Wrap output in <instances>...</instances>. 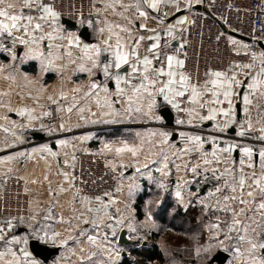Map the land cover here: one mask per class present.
<instances>
[{
	"label": "crops",
	"instance_id": "obj_1",
	"mask_svg": "<svg viewBox=\"0 0 264 264\" xmlns=\"http://www.w3.org/2000/svg\"><path fill=\"white\" fill-rule=\"evenodd\" d=\"M16 2L19 8L22 0H16ZM96 2V18L86 19L78 24L79 28L64 24L60 17L57 31L53 32L51 27L45 26L43 41L38 40L36 44L31 42L20 44L17 41L13 46L12 38L6 35V40L0 43V180L6 173L16 172L33 194L32 212L28 220L11 221L13 224L11 229L7 226L9 220L0 221V228L4 230L0 235L5 237L4 240H0V254H2L0 255V264H30L32 260L37 261V264H118L121 255L128 254L119 242V235L123 228L127 230L129 240L139 242L142 230L150 231L148 234L152 237L153 233H157V228L164 224L160 220L161 217H166V223L169 224L178 208L185 211L191 205L196 206V203L210 210L211 216H208L212 219V223L207 229V237L217 246V251L225 250L230 253V257L239 253L254 255L255 253L249 251L250 245L246 241L241 242L237 239L236 231H228V225L231 224L230 213L217 210V196H209V193L219 186L218 182L211 178V173L201 172L198 175H193L184 167L185 163L199 162L202 164L199 154L192 152L182 158H177L173 153H177L187 146L180 136L181 132L200 135L204 138L203 151L205 152H211L214 147L212 143L208 142L209 138H215L219 147H224L226 143L251 146L257 151L260 147H264V141L257 139L264 135L260 131L264 127V107H257L254 100L253 105L249 106V112L246 113L242 101V96L248 92L247 84L251 82L250 75L246 76L245 73L255 74L258 71L260 53L264 52V49L258 44L257 50L253 52L257 56L256 61L252 60L247 63H255V68L233 69L237 73V79L242 81L240 85H234V92L239 95L232 97L236 123L228 127L226 131L220 132L216 125L219 122L223 126L225 117L218 116L216 121H200L197 116L189 117L186 112L177 111L157 91L162 86L161 84L149 89L155 94L154 96H149L144 91L133 93L129 86L121 84V87L125 88L124 94L121 95L117 94L115 80L106 79L101 68L94 69L92 72L79 70L82 64L85 68L91 67L90 62L82 59L83 44H98L105 39L108 35L107 30L104 33H100L99 30L100 28L107 29V24L128 26L132 29L134 36L144 35L145 37L153 35V33L138 29L141 24H147L149 28L159 32L161 43L170 44L183 24L175 28L174 38L166 35L167 27L169 24L175 25L178 19L186 21L187 12L173 20L171 18L179 11L200 6L202 0H170L167 4H161L157 10L142 6L140 10L149 13L147 20L139 17L134 6L127 10L122 7L123 4L135 5L136 0H118L115 4H113V0H96ZM32 14L36 15L37 13L32 12ZM125 17L132 23L129 24ZM0 19L3 18L0 17ZM82 27H88L89 41L79 35ZM65 29L68 30L66 33H64ZM47 33H52L53 38L49 39ZM15 35L22 36V33H15ZM33 35L38 38L42 33L36 32ZM69 35L80 38L81 46L79 48L69 46L67 40ZM121 35L126 36L124 33ZM61 37L65 38L61 39ZM23 38L31 40L30 36H23ZM232 40L237 41L236 44L241 48H245L244 45H247L248 42L235 36L232 37ZM146 41L149 44L152 43L147 39L144 42ZM262 41L264 43V39ZM114 42L115 38H113ZM5 48H15L17 53L7 54L4 51ZM30 49H32L31 54L26 56L25 54L29 53ZM41 52L43 55H38ZM14 56L15 58H13ZM103 59L105 57H102ZM177 59L179 58L177 57ZM30 62L36 64V72L30 71L33 66L24 69L23 66ZM153 66L156 65L153 64ZM174 70L178 75L182 72L181 68L175 65ZM130 71V66L124 65L119 70V74L127 76ZM150 78H155V74L153 73ZM166 79V77L160 78L161 81ZM92 83H97L100 87L92 89L90 87ZM105 87L108 89L107 92L103 91ZM75 89H79V91H74ZM49 96L61 105L64 120L61 124L48 129L44 113H46V105L52 102L48 99ZM182 98H176V102L182 109L192 107L187 101L183 108ZM220 98L223 99V96ZM153 99L155 104L149 110L148 105ZM204 99H211V95L207 94ZM238 105L241 107L240 118H238ZM163 106L170 107L175 113V128L165 126V121L159 114V110ZM212 106L227 108L228 104L225 101L221 105ZM70 107L71 112L67 110ZM137 108L140 109L139 112L136 111ZM25 109L28 111L21 115L20 111ZM198 111L200 115H207V108L198 109ZM28 112H31L35 119H29ZM189 119L192 120L191 124L188 123ZM177 120H183L185 123L178 124ZM249 120L252 122V129L247 128L246 122ZM62 124L63 128H61ZM241 125H244L246 130L244 137L237 135L241 130ZM151 128H161L160 132L168 133V144L162 145L161 139L153 140L152 135H149ZM231 128H235V133H229ZM34 132L44 133L48 139H38L33 136ZM175 132L178 137L174 140L172 136ZM61 140L66 141L67 144L61 145L59 143ZM123 143H127L129 146H138L141 151L137 157L133 158L130 153L117 155L115 151L108 150V147L112 149L121 147ZM53 144L55 146H52ZM45 146L57 155L52 156L49 152L40 151ZM78 147H102L109 155V164L121 171L122 186L111 199H102V203L88 199L91 201L90 204L81 203L82 198L73 191L74 152ZM161 148H164L169 157L166 169L163 168L165 161L163 153H160ZM240 158H242V154L238 152V157H236L233 152L231 159L237 161V167ZM145 164L147 167H144ZM177 165L180 167L177 168ZM220 167L222 169L223 165ZM137 168L140 169L139 172L136 171ZM245 171L249 170L245 169ZM62 173L69 174V181L65 180ZM185 181L190 183L185 184ZM152 184L165 191L164 194H168L166 197L171 198L168 205L164 204L163 197L157 199L155 212H153L154 217L145 214L146 209L148 212L151 202L150 192L154 190ZM61 186L66 191L59 192ZM145 190L147 197L143 204L144 215L139 218L136 203ZM178 190L181 192L180 197L176 196ZM104 205H107V209L104 208ZM89 207L100 208L101 211L98 213L88 212L87 208ZM49 208H51V219H45L46 216H49ZM52 210L58 212L57 217L52 215ZM80 213H84V215L79 220L75 219ZM85 219L89 223H84ZM93 220L98 226H93ZM120 220L123 223H117ZM153 221L154 226L152 227ZM216 224L220 225L219 229L213 227ZM129 225L135 231L131 230ZM37 232L40 235L47 233V242L40 241L41 243L59 248V253L49 262L42 261L29 248L30 238ZM82 232L85 234L82 235ZM54 233H60V236L53 240L51 237ZM14 236L19 237L21 242L7 243ZM89 236L96 237L94 243L88 240ZM248 236L255 238V242H261L255 233H249ZM69 237L72 238L69 239ZM25 239L28 240L26 245L23 243ZM157 239L158 237L156 242L162 249ZM65 240L67 243H62ZM148 241L150 240H142L145 243ZM21 249L27 250L30 256L25 257ZM261 250L264 258V249Z\"/></svg>",
	"mask_w": 264,
	"mask_h": 264
},
{
	"label": "snow or ice",
	"instance_id": "obj_2",
	"mask_svg": "<svg viewBox=\"0 0 264 264\" xmlns=\"http://www.w3.org/2000/svg\"><path fill=\"white\" fill-rule=\"evenodd\" d=\"M118 0H113V4L117 3ZM170 0H136L135 5L123 4L126 10L131 7H135L138 12L139 17L148 19V11H141V7H146L147 9L157 10L161 4H167ZM32 12L37 13L33 15ZM123 15V13H121ZM166 15V14H165ZM0 36L7 35L13 40V46L18 41L20 44H28L29 42L36 44L37 41H43L45 39L44 29L45 26L51 27L53 32L57 31L58 21L60 19V13L57 12L51 3H46L45 0H22L20 7H17L16 0H0ZM128 20L127 17H125ZM163 22L162 20L160 21ZM91 23V22H89ZM131 24L132 21L128 20ZM185 23V19H178L175 25L169 24L166 29V35L173 37L175 28L178 25ZM107 30V37L103 39L98 44H83L81 52L83 53L82 59L90 62L91 67L85 68L84 65H80V71L92 72L94 69L101 68L106 79H114L116 83L117 94H124L125 88L121 87V84L127 85L131 88L133 93H140L141 91L147 92L149 96H154L155 94L149 91L150 88H155L157 84L162 86L157 89L159 94L163 95L165 101L172 105L177 111L186 112L189 117L197 116L200 121H216L218 116H223L226 119L223 121V126L218 122L216 127L220 132H224L232 124L236 123L235 108L232 103V97L234 95H239V93L234 92V85H240L242 81L237 79V73L234 70L225 71H209L206 75L207 80L203 84L190 83V77L185 75L183 72L177 74L174 70V65L183 68L184 61L177 59L175 55H166L162 53L161 46V36L156 29L149 28L147 24H141L138 30H144L153 33V35L145 37L144 35L134 36L132 29L128 26H122L120 24H107V29L100 28V33H104ZM36 32H41L38 38L33 35ZM15 33H22V36H16ZM124 33L126 36H122ZM23 36H30L31 40L24 39ZM47 37L52 39V33H47ZM65 37H61L64 39ZM113 38L115 42L113 43ZM152 41L147 48L146 53L141 55L140 47L142 42L145 40ZM69 46L80 47L81 41L79 37H73L69 35L67 37ZM130 42V43H129ZM233 44L237 41L232 40ZM183 48V45L180 46ZM247 47V45H244ZM32 49L29 50L31 54ZM38 55H43V53H38ZM71 55V53H69ZM102 57L105 59L102 60ZM110 57V58H109ZM15 58V56L13 57ZM257 56L255 53L252 55V60L255 62ZM260 67L255 74L245 73L246 76L250 75L251 82L247 84L248 92L242 96V101L244 104V111L249 112V106L253 105L255 100L257 107H264V52L260 53ZM156 61L157 66H153V62ZM124 65L130 66V73L127 76H121L119 70L122 69ZM255 63L245 64V65H235L234 68L242 69H253L255 68ZM115 70V72H114ZM150 73L155 74V78H150ZM139 76L140 83L132 84V79ZM161 77H166L165 81H161ZM178 85V87H177ZM211 85V87H209ZM92 89L100 87L97 83H92L90 85ZM74 91H79L75 89ZM103 91L107 92L108 89L105 87ZM187 94V101L192 107L182 109L180 104L176 102L177 97H185ZM210 94L211 99L205 100L204 97ZM223 96V99L220 97ZM63 98V94H62ZM53 103H56L51 96L48 97ZM227 102V108H217L212 105H221ZM155 100L149 103L148 108L154 106ZM207 108V115H200L198 109ZM69 112L72 111L71 107L67 109ZM25 111L21 110L20 114L24 115ZM137 112L140 111L139 108L136 109ZM29 119H35L28 112ZM44 115H50V113H44ZM159 119V117H156ZM176 123L183 124L185 121L177 120ZM189 124L192 120L189 119ZM247 128L252 129L251 120L247 121ZM64 125H61L63 128ZM8 131V129H5ZM264 133V127L260 129ZM157 135V133H153ZM158 135L161 137L160 143L162 145H167L169 142V134L166 132H160ZM240 137L246 135V130L244 125H241V130L237 133ZM180 136L184 139L186 147L180 149L179 152L173 153L177 158H182L184 155H188L192 152L199 154L202 164L197 162L195 164L185 163L184 167L187 168L193 175H198L201 172L211 173V178L215 179L219 186L215 187L214 191L209 193V196H217L216 205L217 210L223 211L225 213H230L231 224L228 225V231H236L238 233L237 239L241 242L246 241L249 245V251L255 253L258 249H264V242H255V238H249V233H255L257 236L264 234V147H260L259 150H255L251 146H245L237 143H226L224 147L217 146V141L215 138H209L208 142L214 145L211 152L203 151V146L205 143L204 138L200 135H189L181 132ZM257 139L264 141V135L257 137ZM61 145H66L67 142L64 140L59 141ZM108 147V146H106ZM109 151H115L117 155H122L123 153H130L133 158L137 157L141 149L138 146H129L127 143H123L121 147L112 149L108 147ZM40 151L49 152L52 156H56L57 153L52 152L50 148L45 146L40 149ZM239 152L242 154V158L237 161L232 158L233 152ZM160 153H163V168H168V155L165 153L164 148L160 149ZM154 162V161H153ZM215 165V166H213ZM221 165L223 168L221 169ZM147 167V164L144 165ZM180 166L177 165V168ZM248 169L249 171H245ZM162 171L163 169H158ZM137 172L140 171L139 168L136 169ZM167 174V173H165ZM66 181H69V174L62 173ZM47 179V177H45ZM222 181V183H220ZM35 183V181H33ZM185 184L190 183L185 181ZM163 187V185H161ZM179 187V186H178ZM66 189L61 186L59 192H64ZM79 190L77 189V193ZM176 196L180 197L181 192L178 190ZM97 202L102 203L100 197L96 198ZM91 203L88 198H82L81 203ZM114 203V201H112ZM107 209V205H104ZM49 216L45 219H51V208H49ZM75 211V210H74ZM88 212H100V208H87ZM84 213H80L75 219H80ZM107 215V212H105ZM35 219V217H33ZM62 219V218H61ZM111 219V216H109ZM149 219L151 217L149 216ZM84 223H89L87 219L83 221ZM117 223H123L122 220L117 221ZM92 224L94 227L98 226L96 221L93 220ZM7 226L9 229L13 227L12 222L7 221ZM111 227V225H109ZM213 227L219 229L220 225L216 224ZM129 228L135 231L131 225ZM3 228H0V233H3ZM82 235L85 233L82 232ZM60 236V233H54L51 239ZM72 237H69L71 239ZM4 235H0V240H4ZM36 241L47 242V233L40 235L37 232L34 235ZM88 240L95 242V236H89ZM19 237H12L7 243H20ZM23 243L26 245L28 240L25 239ZM62 243H67V241H62ZM209 249H205L207 252ZM11 251V249H9ZM23 251L24 256H30V253L25 250ZM199 249H197V254L199 255ZM2 255V254H0ZM13 255H15L13 253ZM95 255V253H93ZM30 264H37V261L32 260ZM252 264H257V260L254 258ZM259 264H264V258L259 260Z\"/></svg>",
	"mask_w": 264,
	"mask_h": 264
},
{
	"label": "built area",
	"instance_id": "obj_3",
	"mask_svg": "<svg viewBox=\"0 0 264 264\" xmlns=\"http://www.w3.org/2000/svg\"><path fill=\"white\" fill-rule=\"evenodd\" d=\"M53 4L61 18L81 24L97 16L96 0H45ZM185 23L178 30L172 43H161L163 54L175 55L184 61L182 72L190 77V83L203 84L209 71L235 69L252 61L258 42L264 39V0H202L200 9L190 8ZM68 30L65 29L64 33ZM232 33L247 37V47L233 44ZM149 43L141 44V55L147 54ZM183 45V48L180 46ZM7 53H15L5 48ZM156 61L153 62L157 66ZM150 77L153 73L149 74ZM139 76L132 79L136 85ZM187 96L182 98V107ZM50 115L45 117L46 126L52 128L61 124L64 116L55 104H49ZM74 176L72 189L80 198L96 201L97 197L109 200L118 191L122 175L109 164V157L100 147H78L74 152ZM77 189L79 192L77 193ZM31 189L24 180L13 172L6 173L0 180V221L28 220L32 212ZM54 217L58 216L52 210ZM264 242V234L259 235ZM34 239V235L30 238Z\"/></svg>",
	"mask_w": 264,
	"mask_h": 264
},
{
	"label": "rangeland",
	"instance_id": "obj_4",
	"mask_svg": "<svg viewBox=\"0 0 264 264\" xmlns=\"http://www.w3.org/2000/svg\"><path fill=\"white\" fill-rule=\"evenodd\" d=\"M5 40H6V35L0 36V43ZM15 50L16 52L11 54L7 53L5 50L4 51L7 54L13 55L17 53V49ZM49 104L57 105L60 113L64 116L63 111L61 109V105L58 103H52V102L48 103L45 108L46 113H49L47 110V106ZM160 129L161 128L150 129L149 135L150 136L152 135L151 137L153 138V140L157 141L161 139V137L158 135V133H160ZM153 133H157V135H153ZM107 156L109 157L108 154ZM118 172L121 173V171L119 170ZM121 186H122V180L119 189L121 188ZM152 186H154V188H152L154 190L150 192L151 202L149 203L148 212L146 209L145 214L153 215L154 217L153 212H155V207H156L155 202L157 201V199H160L162 197L163 199H165L166 196H168V194L167 195L164 194L165 191H162L161 188L156 187L155 184H152ZM195 205L197 207V213L196 216L194 217V222L190 225L192 227L194 226V231L192 230V227L190 228L189 226L186 225V222L182 224L183 225L182 227L180 226L177 227L178 224H176L175 226L176 228L174 226L173 227L169 226V224L165 222L164 223L165 225L163 224L162 226H159L157 228V234H159L157 240L161 244L164 255V261L162 264H209L210 259L217 252V246L211 241L210 238L208 239L207 237V229L210 228V225L212 223V219H210L208 216V215L211 216L210 210L203 208V206H200L199 203H196ZM191 206L189 208H192ZM19 220H25V219H19ZM153 226H154V221L152 227ZM188 227L190 228L189 230L187 229ZM186 230L188 231L186 232ZM149 232L148 231L146 232V229L142 230L141 238H139L140 239L139 242H142V240L144 239L150 240L151 235L148 234ZM197 249L200 250L199 255L197 254ZM205 249H209V250L206 252ZM254 255H245L244 253H239L238 255L231 256L226 264H252L254 258L257 260V264H259L260 259L258 258H263L262 250L260 249L259 252L257 250V252H255Z\"/></svg>",
	"mask_w": 264,
	"mask_h": 264
},
{
	"label": "trees",
	"instance_id": "obj_5",
	"mask_svg": "<svg viewBox=\"0 0 264 264\" xmlns=\"http://www.w3.org/2000/svg\"><path fill=\"white\" fill-rule=\"evenodd\" d=\"M31 67L32 72H36V64L34 62H30L26 65H24V69H29ZM147 197V191L145 190L138 198V201L136 203V209H137V215L139 218H142L143 213V204L144 199ZM171 198L166 197L164 199V204H169L171 201ZM166 206V205H165ZM192 208H189L182 212L181 208H178L175 213L173 214L172 220L169 222V226L175 227L176 224L177 227H182L183 223L186 222V225L190 226L194 222V217L197 213V207L191 206ZM199 210V209H198ZM162 223L167 222L166 217H161L160 219ZM187 228L188 230L190 228ZM176 228V227H175ZM186 230V232L188 231ZM192 230L194 231V226L192 227ZM159 237V234L155 233L151 237V241L148 242H133L132 244H120L122 248L127 251V255H121V260L118 264H158L163 263L164 261V255L163 250L158 246L156 242V238Z\"/></svg>",
	"mask_w": 264,
	"mask_h": 264
},
{
	"label": "water",
	"instance_id": "obj_6",
	"mask_svg": "<svg viewBox=\"0 0 264 264\" xmlns=\"http://www.w3.org/2000/svg\"><path fill=\"white\" fill-rule=\"evenodd\" d=\"M193 9H200V6H195L192 7ZM188 12V10H182L179 11L174 17L171 18V20H173L175 17ZM62 22L66 25H70L72 27L75 28H79L78 23L68 19V18H62ZM79 35L86 41L90 40V32L88 27H82L80 28L79 31ZM232 35L239 37L241 39H244L246 41H250L247 37H244L240 34H236V33H232ZM258 44L264 49V43L263 41H259ZM159 114L161 115V117L164 119L165 121V126H167L168 128H175V113L173 112V110L168 107V106H163L160 110H159ZM241 117V107L240 105H238V118ZM235 128H231L229 130V133H235ZM34 137L38 138V139H44L47 140L48 137L46 136V134L41 133V132H35L34 133ZM178 134L175 132L172 136V138L175 140L177 139ZM52 146H55V144H53ZM235 156L238 157V152H235ZM119 242L121 244H132L133 241L129 240L127 238V230L125 228H123L120 232L119 235ZM29 248L31 250V252L37 256L38 258H40L42 261L44 262H49L56 254L59 253V248L57 247H50L47 246L43 243H41L40 241H36L35 239H31L29 241ZM124 255H126V253H124ZM230 258V253L219 249L210 259L209 264H226L228 262Z\"/></svg>",
	"mask_w": 264,
	"mask_h": 264
}]
</instances>
